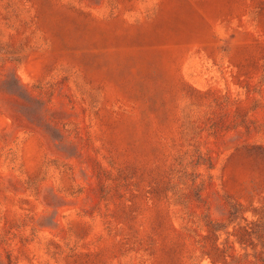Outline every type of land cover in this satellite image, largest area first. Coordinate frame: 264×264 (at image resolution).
Listing matches in <instances>:
<instances>
[{"label": "rangeland", "instance_id": "rangeland-1", "mask_svg": "<svg viewBox=\"0 0 264 264\" xmlns=\"http://www.w3.org/2000/svg\"><path fill=\"white\" fill-rule=\"evenodd\" d=\"M233 206L264 216V0H0V264H212L207 220L262 264Z\"/></svg>", "mask_w": 264, "mask_h": 264}, {"label": "trees", "instance_id": "trees-1", "mask_svg": "<svg viewBox=\"0 0 264 264\" xmlns=\"http://www.w3.org/2000/svg\"><path fill=\"white\" fill-rule=\"evenodd\" d=\"M233 212L229 213V224H233L237 221V219L244 221L245 223L242 225L241 223H237V228L234 231V235L236 237V241L239 245H242L250 240L252 235H258L259 233H264V216L259 217L256 221H248L243 217L244 211L241 208H237L236 206L232 207ZM257 215V209L253 210V215ZM259 215V214H258ZM206 234L200 236L199 242L201 244L202 256H208L211 259L212 264H234L239 259L237 257H233L229 253V247L225 246L224 243L219 245L217 242L220 237V231H226V226L219 224L217 222H213L211 220H207L206 223ZM255 230H261L260 232H255ZM227 238L231 236L229 232H225ZM258 239H260V243L264 248V238H262L259 234ZM229 241L226 239L225 244H228ZM223 244V245H222ZM262 264H264V260H262ZM253 264H261L258 261Z\"/></svg>", "mask_w": 264, "mask_h": 264}]
</instances>
